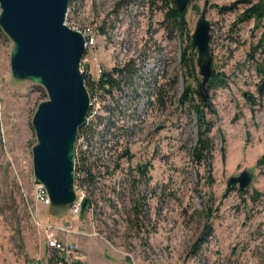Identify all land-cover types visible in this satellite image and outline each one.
Listing matches in <instances>:
<instances>
[{
  "label": "rangeland",
  "instance_id": "obj_1",
  "mask_svg": "<svg viewBox=\"0 0 264 264\" xmlns=\"http://www.w3.org/2000/svg\"><path fill=\"white\" fill-rule=\"evenodd\" d=\"M233 1L191 0L186 11L191 38L207 6L212 69L228 79L226 87L207 92L215 110L207 116L213 152L202 165L192 156L196 116L178 107L193 78L181 67L183 44L164 30L163 14L147 0L72 2L68 27L95 33L84 79L96 80L98 65L110 71L130 63L132 71L121 95L103 99L97 93L92 100L89 122L110 118L111 131L88 150L82 139L75 144L77 152L87 150V166L98 176L95 187L74 185L89 202L82 217L31 201V122L47 94L38 84L12 78L13 44L0 29V264H47L52 250L42 225L66 223L75 233L61 239L77 246L65 256L70 264H264V95H258L247 57L261 29L253 22L234 28L241 10L219 15L212 7ZM160 88L164 105L155 101ZM139 166L147 167L145 177ZM243 171L252 176L247 193L240 196L238 185L226 192L228 180ZM207 223L212 235L192 254Z\"/></svg>",
  "mask_w": 264,
  "mask_h": 264
},
{
  "label": "water",
  "instance_id": "obj_2",
  "mask_svg": "<svg viewBox=\"0 0 264 264\" xmlns=\"http://www.w3.org/2000/svg\"><path fill=\"white\" fill-rule=\"evenodd\" d=\"M69 2L0 0V29L13 44L12 78L38 84L47 94L31 122L36 137L32 165L33 177L44 186L54 208H68L75 201V144L78 130L85 124L90 110V97L79 69L85 55L84 39L65 24ZM190 2L174 0L179 11H184ZM206 11L205 5L191 35L204 102L205 84L214 74ZM251 180V174L243 171L228 180L227 188L238 185L239 190H244ZM87 205L88 199H84L81 217Z\"/></svg>",
  "mask_w": 264,
  "mask_h": 264
},
{
  "label": "trees",
  "instance_id": "obj_3",
  "mask_svg": "<svg viewBox=\"0 0 264 264\" xmlns=\"http://www.w3.org/2000/svg\"><path fill=\"white\" fill-rule=\"evenodd\" d=\"M74 0H70L68 8ZM150 5H153L157 10L163 14V27L166 33L175 32L179 40L183 44V50L181 52V67L185 70L188 77L193 78V82H186L183 94L178 100V107L185 110H192L196 116V144L192 149V156L198 165L209 163L212 160L213 146L209 136L210 127L212 121L207 118L208 115H214L215 110L212 105L211 99L203 101V98L199 91V77L196 69V48L193 46L188 26L186 22V11H179L174 3V0H147ZM216 9L219 15H225L227 13L238 14L235 22L232 24L234 28L240 25L254 23L256 30L261 29L260 35L255 44L250 47L248 53V61H251L254 65L255 73L258 77L257 92L259 96L264 95V27L262 22L264 21V0H234L232 3L223 6H212ZM210 43V41H209ZM258 56V58H256ZM132 77V71L130 69V63L124 64L122 67L113 68L110 71H102L100 77L89 83L85 81L86 90L91 99L95 98L97 93H100V97L114 98L116 95H121V84L126 83ZM85 78V77H84ZM227 77L224 73L214 72L213 76L205 84V89H219L227 86ZM164 92L162 88L157 89L155 94V101L157 104L164 105ZM107 113L111 110L108 106L103 108ZM91 115V108L88 116ZM114 124L110 118H101L97 116L92 122L88 121L79 128L77 141L82 139L88 150L89 145L93 139L100 142L104 139L105 135L111 131ZM87 150H80L77 152L75 148V170H74V185L87 187H95L98 183V176L92 173V170L86 163ZM127 155V153L123 154ZM137 170L140 172V176L145 177L147 175V167L139 166ZM82 174L80 182L78 181V174ZM211 181V177L209 178ZM232 190L236 188H231ZM227 189L226 192H229ZM240 196L247 193V190H237ZM257 195V193H255ZM210 205L207 204L204 207V211L209 213L206 217H211ZM89 207V202L86 208ZM212 235L211 224H206L203 229V233L198 239L197 243L192 248V254H196L201 246L206 242L207 238ZM60 261H64V256L59 255L56 251L52 250V255L47 261V264H59ZM71 264H79V262H72Z\"/></svg>",
  "mask_w": 264,
  "mask_h": 264
},
{
  "label": "built area",
  "instance_id": "obj_4",
  "mask_svg": "<svg viewBox=\"0 0 264 264\" xmlns=\"http://www.w3.org/2000/svg\"><path fill=\"white\" fill-rule=\"evenodd\" d=\"M65 24L67 25L66 22ZM70 29L79 32L84 39L85 55L81 60L80 68H79L84 78L85 76H88V73L85 71L83 67V63L85 62V56L87 51L95 47V43H96L95 33L91 28H86V29L70 28ZM102 71L103 70L100 67V65L96 66V80L100 77ZM92 100H95V98L93 99L90 98V108L92 106ZM88 119L89 116H87L86 121H88ZM32 184H33V194L31 197L32 203L34 205H39L42 207H47V208L51 207L44 186L38 181H36L34 177L32 178ZM84 199H85L84 196L80 197L76 194L75 201L68 207L72 216L74 217L80 216L81 203ZM42 231L45 234V240L48 248L53 251H56L59 255L64 256V261H60L59 264H70L65 258V256H68L70 255V253L74 252L77 249V246L74 243L67 241V239H61V237L63 238L69 236L70 234L75 233L72 225L68 223L62 225H51V224L42 225Z\"/></svg>",
  "mask_w": 264,
  "mask_h": 264
}]
</instances>
